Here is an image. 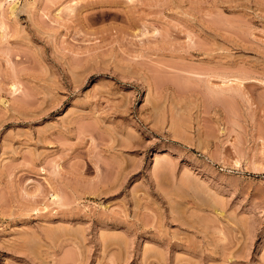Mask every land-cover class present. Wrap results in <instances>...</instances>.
<instances>
[{
	"label": "rangeland",
	"instance_id": "rangeland-1",
	"mask_svg": "<svg viewBox=\"0 0 264 264\" xmlns=\"http://www.w3.org/2000/svg\"><path fill=\"white\" fill-rule=\"evenodd\" d=\"M0 264H264V0H0Z\"/></svg>",
	"mask_w": 264,
	"mask_h": 264
}]
</instances>
